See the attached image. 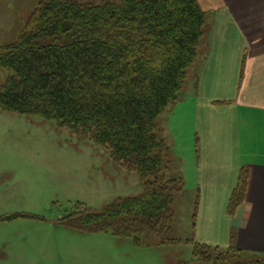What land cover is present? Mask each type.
Here are the masks:
<instances>
[{
	"label": "trees",
	"instance_id": "16d2710c",
	"mask_svg": "<svg viewBox=\"0 0 264 264\" xmlns=\"http://www.w3.org/2000/svg\"><path fill=\"white\" fill-rule=\"evenodd\" d=\"M205 23L197 0H41L19 38L0 46V67L13 71L0 87L3 110L67 127L107 147L119 166L141 176V194L118 197L102 210L78 202L60 223L132 238L139 247L151 236L164 245L183 242L172 229L185 182L169 175L171 147L158 135L157 120L179 98ZM247 179L244 168L230 213L243 202ZM37 216L0 215V222ZM185 242L209 264L211 257L198 250L221 249ZM245 255L264 264V255ZM231 259L219 253L214 262Z\"/></svg>",
	"mask_w": 264,
	"mask_h": 264
},
{
	"label": "rangeland",
	"instance_id": "374dc122",
	"mask_svg": "<svg viewBox=\"0 0 264 264\" xmlns=\"http://www.w3.org/2000/svg\"><path fill=\"white\" fill-rule=\"evenodd\" d=\"M40 1L0 0V46L19 38ZM78 1L101 3L103 0ZM211 19L208 15L209 27L213 24ZM195 72L196 64L189 70L185 91L191 86ZM12 73L11 69L0 67V87ZM177 127L180 131L184 128L180 119ZM161 133L158 131V135L162 136ZM179 144L182 146V142L177 143L178 155ZM174 172L175 169L169 175ZM143 188L140 174L119 166L107 147L54 121L0 107V215H38L0 222V264H134L141 254L157 255V251L146 250L147 246L161 245V238L156 236L145 238L143 250L139 251L132 238L85 232L60 223L63 216L76 210L78 202L102 210L118 197L141 194ZM195 207L193 192L184 190L177 195L173 236L192 237ZM193 249L185 241L171 247L174 263L183 258L189 260L188 264H209ZM235 249L198 251L211 257L210 264H215L219 253H230L232 264H255L245 255V250Z\"/></svg>",
	"mask_w": 264,
	"mask_h": 264
},
{
	"label": "crops",
	"instance_id": "0c3cea01",
	"mask_svg": "<svg viewBox=\"0 0 264 264\" xmlns=\"http://www.w3.org/2000/svg\"><path fill=\"white\" fill-rule=\"evenodd\" d=\"M197 1L206 23L198 57L189 69L196 64L195 75L189 89L183 86L157 120L161 137L171 147L169 173L175 169L171 176L183 178L185 192L195 194L190 239L264 255V0ZM244 168L245 198L230 213ZM174 246H147L158 254H141L134 264H175L170 253ZM188 263L178 258L176 264Z\"/></svg>",
	"mask_w": 264,
	"mask_h": 264
}]
</instances>
